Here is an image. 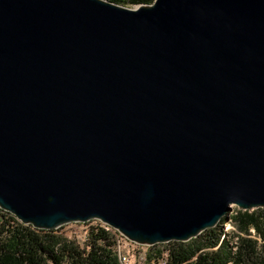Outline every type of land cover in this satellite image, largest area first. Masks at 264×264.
Masks as SVG:
<instances>
[{"label":"water","instance_id":"1","mask_svg":"<svg viewBox=\"0 0 264 264\" xmlns=\"http://www.w3.org/2000/svg\"><path fill=\"white\" fill-rule=\"evenodd\" d=\"M264 209V0H0V209L186 243Z\"/></svg>","mask_w":264,"mask_h":264},{"label":"trees","instance_id":"2","mask_svg":"<svg viewBox=\"0 0 264 264\" xmlns=\"http://www.w3.org/2000/svg\"><path fill=\"white\" fill-rule=\"evenodd\" d=\"M125 7L152 4L155 0H108ZM228 221L233 232L220 224ZM84 238H70L58 230H38L24 225L0 209V264H122L115 237L107 225L90 227ZM68 226V225H67ZM145 262L158 264H264V209L242 211L235 208L215 228L189 242H170L140 247ZM139 248V249H140ZM131 263V262H130ZM129 263V264H130Z\"/></svg>","mask_w":264,"mask_h":264},{"label":"rangeland","instance_id":"3","mask_svg":"<svg viewBox=\"0 0 264 264\" xmlns=\"http://www.w3.org/2000/svg\"><path fill=\"white\" fill-rule=\"evenodd\" d=\"M131 9H135L137 7H128ZM235 209V207L232 208V211ZM231 211V212H232ZM230 212V214H231ZM229 214V215H230ZM223 228V230L225 232H233V226L228 222L225 221L223 224H220ZM89 230V226L81 224V223H77V224H71L66 226L65 228L62 229V233L66 234L67 236H69L70 238H84L86 236V233ZM132 243L128 242L125 244L126 248H127V252L130 255L131 258V263L130 264H137V260H138V253L143 251V249H138V247H135L131 245Z\"/></svg>","mask_w":264,"mask_h":264},{"label":"built area","instance_id":"4","mask_svg":"<svg viewBox=\"0 0 264 264\" xmlns=\"http://www.w3.org/2000/svg\"><path fill=\"white\" fill-rule=\"evenodd\" d=\"M102 224H103L102 222L97 221V220L90 221V227H101ZM107 231H109L115 237L117 241V251H118V255H119L121 263L129 264L131 261V258L125 246V244L127 243V240L117 230L109 226H107ZM131 245L135 247L136 244L133 245L132 243ZM136 247H138L139 249L140 247H143V246L136 245ZM145 260H146L145 255L143 253H140L139 264L140 262H143V261L145 262ZM167 262H168L167 258L164 257L158 261V264H167Z\"/></svg>","mask_w":264,"mask_h":264},{"label":"bare ground","instance_id":"5","mask_svg":"<svg viewBox=\"0 0 264 264\" xmlns=\"http://www.w3.org/2000/svg\"><path fill=\"white\" fill-rule=\"evenodd\" d=\"M88 223V222H87ZM73 224H77V223H73ZM81 224H86V223H81ZM69 225H71V224H69ZM105 225V224H104Z\"/></svg>","mask_w":264,"mask_h":264}]
</instances>
